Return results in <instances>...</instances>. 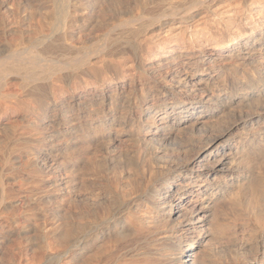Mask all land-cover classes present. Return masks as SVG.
Masks as SVG:
<instances>
[{
  "label": "bare ground",
  "instance_id": "obj_1",
  "mask_svg": "<svg viewBox=\"0 0 264 264\" xmlns=\"http://www.w3.org/2000/svg\"><path fill=\"white\" fill-rule=\"evenodd\" d=\"M38 1L0 0V264H264V0Z\"/></svg>",
  "mask_w": 264,
  "mask_h": 264
},
{
  "label": "rangeland",
  "instance_id": "obj_2",
  "mask_svg": "<svg viewBox=\"0 0 264 264\" xmlns=\"http://www.w3.org/2000/svg\"><path fill=\"white\" fill-rule=\"evenodd\" d=\"M18 1V0H17ZM21 1V3H20V5H21V10H20V12L23 14V12H22V10H25V8L27 9V10H25V11H28V10H33V9H37L38 7H39V3H37V2H39L38 0H20ZM35 3H34V2ZM25 3V4H24ZM37 3V4H36ZM31 4H35V5H32L31 6ZM27 5V6H26ZM29 5V6H28ZM34 6H36V7H34ZM28 7V8H27ZM32 7V8H31ZM30 8V9H29ZM36 15V14H35ZM21 14L19 13V16H17L15 19H17L18 20V22H19V20H21L22 21V19H21ZM35 18L37 19V20H39V18H37V17H34L33 18V21H32V19H30L31 21H22V22H20L22 25H24L23 27L25 28H30V29H33L34 27L36 28V26H37V24L36 23H38L37 22V20H35ZM35 24V25H34ZM33 26V27H32ZM263 108V107H262ZM264 110V108L262 109V111ZM234 120H235V118H236V116L235 117H232ZM232 118H230V119H232ZM229 119V120H230ZM232 119V120H233ZM231 120V121H232ZM177 142H178V139H175ZM117 143L115 144V145H118V147H122L123 148V146L125 147V146H127L130 142L128 141V139L126 138V136H120V138H119V140H117L116 141ZM173 143H175L174 142V140H173ZM119 145H121V146H119ZM100 156H103V154L105 155L106 153H105V151L103 150V151H101L100 152ZM169 154H171V153H169ZM102 158V157H101ZM263 163H264V161H263ZM113 165H115V164H113ZM106 166H104V168H105ZM115 170H112V172H109V171H111V170H107L106 171V169L105 170H103L102 171V173H101V175L103 174V176L104 177H106L107 175V177H106V179H108L107 181H104V180H102V178H100V177H98V176H95L96 178H100V180L97 182V181H92L91 179H96L95 177L93 178H89V179H87L86 178V180H88L87 182H86V184H87V188H88V191H89V189H94L93 190V192H97V190H95V189H97L98 188V191H105V188H104V186H105V183L106 184H110V183H112V185H114L115 183V181H113V180H116V185H115V187L116 186H122V188H124L125 186V181L126 180H124L125 178H121L120 176H119V174H118V170H116V168H114ZM27 170V171H26ZM28 170H30V168H26V169H24V170H22V171H20L19 172V174H20V176L22 175L24 178L26 177L25 175H27V173L29 172ZM27 172V173H26ZM106 173H108V174H106ZM109 173H111V175L109 174ZM110 175V176H109ZM112 175H114L113 177H112ZM116 176V177H115ZM46 178H48V176L47 177H44V179H46ZM121 178V179H120ZM98 180V179H97ZM112 182H111V181ZM31 181V180H30ZM30 181H29V183L28 184H25L24 185V189L26 190L27 188H30V187H34L35 186V183L33 182V180H32V182L30 183ZM94 183V184H96V185H98L99 184V182H100V186H96V188H94V184L92 183V182ZM117 181H119V182H117ZM120 181H122V183L120 182ZM90 182H91V184H90ZM105 182V183H104ZM109 182V183H108ZM124 182V183H123ZM90 185H89V184ZM103 184V186H102V184ZM120 183V185H118ZM31 184V185H30ZM34 186H33V185ZM37 185V184H36ZM49 185H50V183H49V181H47L46 183H45V185H43L44 187H42V189L43 190H46L47 191V189L49 190V191H47L48 193H50V191H51V189H50V187H49ZM89 185V186H88ZM111 185V184H110ZM29 186V187H28ZM91 186V187H90ZM26 187V188H25ZM102 187V189H100V188ZM114 187V186H113ZM117 187V188H118ZM45 188V189H44ZM120 189H121V187H120ZM80 191H81V189H80ZM84 190L82 191V193L84 194ZM199 196H197L196 194H192L190 197H188L187 199H186V202H185V206L188 208V209H195L197 212V214H198V216L202 219V216H203V212H201V210L199 209ZM225 212H220V214H218V218H217V220H218V225L215 227L214 225H212V227H214V228H211V227H209L208 226V228H207V230L209 231V228H210V231H209V233H208V235H207V238L205 239V242H207L206 243V245H208V247H210V248H217V247H219V245H221L223 242L225 243L226 241H227V239H229V237H231L234 233H235V236H237V237H242V233H243V231L245 230V228H244V226H242V225H240V222H238V223H235L236 221H239V219L238 218H236L237 216H235V215H233V211L232 212H230V210L228 211V209H226V210H224ZM219 213V212H218ZM235 214V213H234ZM235 219V220H234ZM235 221V222H234ZM234 223H235V225H234ZM239 224V225H238ZM211 226V225H210ZM209 236V237H208ZM197 251L198 250H195L194 251V253H193V255L194 254H196L197 253Z\"/></svg>",
  "mask_w": 264,
  "mask_h": 264
}]
</instances>
